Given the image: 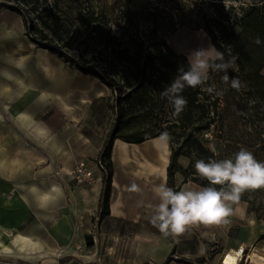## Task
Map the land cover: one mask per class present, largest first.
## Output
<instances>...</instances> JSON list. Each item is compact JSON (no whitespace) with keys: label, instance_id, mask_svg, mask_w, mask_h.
Returning a JSON list of instances; mask_svg holds the SVG:
<instances>
[{"label":"crops","instance_id":"obj_1","mask_svg":"<svg viewBox=\"0 0 264 264\" xmlns=\"http://www.w3.org/2000/svg\"><path fill=\"white\" fill-rule=\"evenodd\" d=\"M68 64L29 40L20 15L0 8V255L26 260V250L39 243L32 257L49 253L34 261L40 262L93 235L95 264H164L174 249L176 259L220 264L223 252L264 244V220L246 201L233 205L225 220L193 224L172 236L175 245L159 232L148 205L158 203L153 189L167 184L171 160V142L159 137L139 144L114 141L110 214L98 225L100 168L83 186L71 173L82 156L98 158L110 133L102 137L87 115L91 104L102 101L95 87L112 93ZM178 163L187 168L189 161L180 157ZM175 179L179 186L184 176ZM186 187L202 186L189 181L181 190ZM5 231L17 233L9 248L1 246Z\"/></svg>","mask_w":264,"mask_h":264},{"label":"trees","instance_id":"obj_2","mask_svg":"<svg viewBox=\"0 0 264 264\" xmlns=\"http://www.w3.org/2000/svg\"><path fill=\"white\" fill-rule=\"evenodd\" d=\"M5 1L6 9L22 17L31 42L70 63L84 75L98 78L112 93L116 122L98 156L102 173L98 225L110 214L114 141L121 139L139 144L158 138L172 128L160 127L163 120L182 132L177 142H171L167 186L177 191L189 181L209 186L208 181L196 173L194 164L196 159H224L199 138L200 133L211 130L218 122V99L212 101V94L202 86L185 87L181 95L187 105L179 116L173 114V107L161 96V91L178 75L180 68L187 71L189 65L187 57L177 53L161 37L158 11L145 13L129 9L112 19L105 9L96 10L88 0ZM197 2L196 16L202 20V28L213 45L224 52L226 59L229 54L239 57L237 70L231 69V72L246 75V94L264 102V0H251L240 12L218 9V0ZM206 2H210V6H205ZM258 37L260 44L256 43ZM212 74L210 71L209 80ZM260 104L257 102L253 109L258 110ZM164 107L168 113L163 111ZM180 157L189 160L187 168L179 165ZM177 173L184 176L179 186L175 179ZM169 239L176 244L172 235ZM259 241H264V234ZM174 255L175 249L164 264L174 260L199 263L176 259Z\"/></svg>","mask_w":264,"mask_h":264},{"label":"rangeland","instance_id":"obj_3","mask_svg":"<svg viewBox=\"0 0 264 264\" xmlns=\"http://www.w3.org/2000/svg\"><path fill=\"white\" fill-rule=\"evenodd\" d=\"M92 6L98 10H106L112 19L119 18L121 12L125 10H138L147 13L148 11H158L160 15V35L166 40L173 49L182 55L188 57L175 46V42L180 35H189L197 40L204 41L206 46L213 45L211 38L202 28V20L196 16L198 7L197 0H88ZM199 2L202 0H198ZM210 1V0H207ZM3 0L0 8H5ZM86 2V1H85ZM210 2H206L205 6H210ZM249 3L244 0H218V9L225 12H230L236 9L240 12L242 7H247ZM244 5V6H243ZM6 9V8H5ZM236 32L239 28L234 27ZM214 46V45H213ZM97 48H94L96 51ZM68 64V63H67ZM72 69L73 66L71 64ZM236 71V70H235ZM230 77H238L246 87L240 91H236L230 87V80L225 84L221 77L224 73L213 72L208 86L202 85L203 89L211 87L214 91L211 93L213 101L218 99L219 118L217 124L209 131H204L199 134V138L204 141L205 146L212 150L215 147V153L218 156L231 158L241 148L251 151L258 161L264 162V102L254 95H247L245 89L248 82L246 75L232 73L231 69L227 73ZM100 85V84H99ZM96 86V90H102V101L97 104H91L88 109L89 119H95L94 125L97 128H102V137L111 131L116 122V115L112 109L113 97H110V92L105 86ZM94 88V87H93ZM216 91H224L223 96H217ZM261 103L257 109H253L256 103ZM158 109V107H156ZM159 112L160 110H156ZM163 111L168 113L166 107ZM163 113V112H160ZM88 125L90 124L87 122ZM172 127L168 132L171 136L170 142H177L181 131L173 127L170 122L163 120L160 122V127ZM137 129V128H136ZM98 138V136H97ZM97 141V140H96ZM182 141V140H181ZM213 151V150H212ZM81 158H87L92 161L93 168L98 166V158L84 155ZM189 161V160H188ZM58 174V173H57ZM240 201H246L250 210L257 217L264 220V188L247 191L242 194ZM16 231H5L7 236L2 248L13 246V240L16 236ZM93 246L88 247L85 240L75 242L56 251L48 259L40 262H28L18 259L17 257H6L0 255V264H95ZM263 253V252H262ZM15 254V253H14ZM20 255L19 253H17ZM16 255V254H15Z\"/></svg>","mask_w":264,"mask_h":264},{"label":"clouds","instance_id":"obj_4","mask_svg":"<svg viewBox=\"0 0 264 264\" xmlns=\"http://www.w3.org/2000/svg\"><path fill=\"white\" fill-rule=\"evenodd\" d=\"M256 43H262L259 37ZM187 59L188 70L180 68L178 75L161 91V96L167 98L173 107L175 116H179L187 105V100L181 95L185 87L205 85L210 71L224 73L221 79L228 84V70H237L239 57L229 54L226 59L224 52L209 44L207 48L192 51ZM230 87L240 91L246 85L234 76L230 80ZM206 90L209 93L214 91L211 87ZM215 94L223 96L224 91H216ZM159 139L168 142L171 136L165 131ZM212 150L215 151L214 146ZM195 155L193 153V157ZM194 168L201 178L208 181L209 186L198 190L186 187L177 191L160 183L153 189L158 203L148 205L152 210L151 222L164 236L182 234L193 224L225 220L233 214V205L239 204L243 193L264 188V162L258 161L245 148L231 158L196 159ZM133 191L140 192V189L134 186Z\"/></svg>","mask_w":264,"mask_h":264},{"label":"built area","instance_id":"obj_5","mask_svg":"<svg viewBox=\"0 0 264 264\" xmlns=\"http://www.w3.org/2000/svg\"><path fill=\"white\" fill-rule=\"evenodd\" d=\"M96 168L97 167H95V169L93 168L92 161L85 158L77 163L75 169L71 173V176L77 182L78 186L90 184L92 181H94L95 178L94 172L96 171ZM226 223H229V221H226ZM212 241L215 244L218 243L215 238L212 239ZM255 250H256L255 246H251L248 248L243 245L238 247L237 249L228 250L222 253L220 264H225V260L230 253L234 255L236 262L238 264H253L251 257L255 252Z\"/></svg>","mask_w":264,"mask_h":264},{"label":"bare ground","instance_id":"obj_6","mask_svg":"<svg viewBox=\"0 0 264 264\" xmlns=\"http://www.w3.org/2000/svg\"><path fill=\"white\" fill-rule=\"evenodd\" d=\"M175 46L178 50L183 52L186 55H189L192 51L198 49V48H207L206 43L204 41L197 40L196 38L189 36V35H180L178 36ZM39 245V243H33V247L30 249L28 248L26 250V260L29 262H34L37 259L48 257L49 253H42L40 254L37 258L32 257V249L36 246ZM41 248V246H40ZM3 252L0 250V253ZM263 252V253H262ZM252 263L253 264H264V244L260 245L258 249L255 250V252L252 255ZM225 264H238L236 262V259L232 253L228 255V257L225 260Z\"/></svg>","mask_w":264,"mask_h":264},{"label":"water","instance_id":"obj_7","mask_svg":"<svg viewBox=\"0 0 264 264\" xmlns=\"http://www.w3.org/2000/svg\"><path fill=\"white\" fill-rule=\"evenodd\" d=\"M84 240L88 247L93 246L95 244L93 235H86Z\"/></svg>","mask_w":264,"mask_h":264}]
</instances>
